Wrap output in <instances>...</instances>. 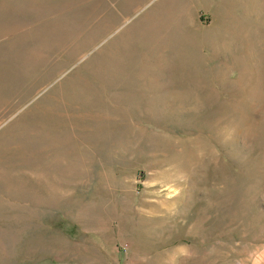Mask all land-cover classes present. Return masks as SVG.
Instances as JSON below:
<instances>
[{
	"label": "rangeland",
	"instance_id": "1",
	"mask_svg": "<svg viewBox=\"0 0 264 264\" xmlns=\"http://www.w3.org/2000/svg\"><path fill=\"white\" fill-rule=\"evenodd\" d=\"M0 264H264V0H0Z\"/></svg>",
	"mask_w": 264,
	"mask_h": 264
}]
</instances>
